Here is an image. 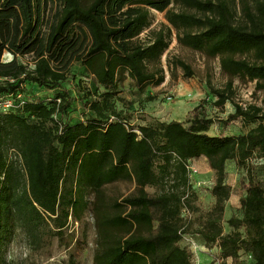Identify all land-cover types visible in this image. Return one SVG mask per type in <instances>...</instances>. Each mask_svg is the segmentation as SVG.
I'll return each instance as SVG.
<instances>
[{"label": "trees", "instance_id": "1", "mask_svg": "<svg viewBox=\"0 0 264 264\" xmlns=\"http://www.w3.org/2000/svg\"><path fill=\"white\" fill-rule=\"evenodd\" d=\"M238 1L240 23L237 0H0V96L16 100L15 108L0 113V264H7L6 248L18 230L37 248L56 237L68 246L71 221L87 212L96 229L94 264H194L181 246L186 234L218 248L224 264H241L243 256L264 264V178L257 180L249 165L264 161V107L235 104L225 124L255 125L238 136L209 135L214 121L207 118L191 120L189 128L179 121L135 127L117 108L128 79L140 93L165 83L162 58L174 36L180 46L220 59L229 82L223 90L210 86L218 107L233 99L235 79L264 90V0ZM150 10L165 13L168 26L143 42ZM6 54L11 61L4 62ZM28 55L32 72L18 61ZM76 64L102 91L85 104L89 120L71 124L68 92L45 100L25 84L59 88ZM175 67L194 76L182 60ZM200 158L215 178L208 211L187 169ZM231 161L248 178L241 184L242 216L226 221ZM261 170L264 177V163ZM119 182L136 189L126 196L109 191Z\"/></svg>", "mask_w": 264, "mask_h": 264}, {"label": "rangeland", "instance_id": "2", "mask_svg": "<svg viewBox=\"0 0 264 264\" xmlns=\"http://www.w3.org/2000/svg\"><path fill=\"white\" fill-rule=\"evenodd\" d=\"M233 6L235 20L242 21V7L238 3ZM174 8V6H171ZM179 10L178 8H174ZM151 28L146 30L140 40H149L152 32L168 26L165 13L150 10ZM248 58V57H246ZM249 59H251L249 57ZM4 62L12 60V57L5 55ZM177 60H182L191 66L194 76L186 77L184 70L175 67ZM20 64L32 72L35 68L34 57L31 55L19 57ZM165 68L166 80L159 87L151 86L144 93L138 92L133 82L128 79L121 86V93L117 99V108L124 111L127 116H131L133 126L150 125L155 122H183L186 127H190V121L196 118L212 119L214 124L211 126L209 135L219 136H238L247 133L251 127L244 126L241 122L225 124L230 114L235 111V104L247 107L248 105H258L264 107V90L256 88V82H243L239 79L233 81L234 97L228 101L224 107L216 105L217 98L210 90V86L215 90L226 88L229 78L222 72L220 59H209L201 53L192 51L178 44L175 36L168 51L162 58ZM2 82V81H1ZM26 88L36 98L53 100L58 93L68 92L72 99V105L66 118L71 124L87 122L91 112L85 107L90 95L101 92L94 80L79 64L71 69L66 82L59 88L47 89L26 82ZM172 98L169 101L168 98ZM10 160L17 161L16 153L10 152ZM264 161L253 159L249 165L253 169V175L257 180H262L263 172L261 166ZM18 166L20 164H17ZM191 165L198 170L197 176L191 178L192 190L199 198L203 210H210L214 204V199L210 192L215 183L214 173L211 171L206 158L192 161ZM20 167V166H19ZM227 183L232 187L233 194L226 206L225 220L232 216L241 217L240 199L245 196L241 190V184L247 181L248 173L246 169L239 168L236 162L231 161L227 165ZM112 191L124 196L133 193L136 184L132 182H119L112 187ZM150 192L156 189L150 188ZM225 232H231L228 224H225ZM188 235V234H187ZM191 236V235H190ZM197 245H204L196 235L191 236ZM64 242L70 243L68 246L61 245V240L48 238L43 248H37L28 239L27 235L18 230L11 244L6 248L5 258L7 264H94L96 229L94 218L91 212H87L81 221L70 223L66 230ZM181 246L186 248L185 242ZM203 255V256H202ZM206 255V256H205ZM207 257V258H206ZM209 257V259H208ZM205 261V262H204ZM194 264H224L217 251L202 252L193 255ZM227 264H233L228 260ZM241 264H251L245 256L242 257Z\"/></svg>", "mask_w": 264, "mask_h": 264}, {"label": "built area", "instance_id": "3", "mask_svg": "<svg viewBox=\"0 0 264 264\" xmlns=\"http://www.w3.org/2000/svg\"><path fill=\"white\" fill-rule=\"evenodd\" d=\"M22 99L21 96L17 97V101H20ZM169 101H172V98H168ZM15 102L16 100L12 98V96L2 97L0 96V113L9 112L13 108H15ZM187 169L189 171V175L192 178L193 176H197L198 170L195 169L191 163L187 166ZM183 215L186 219H191L192 215L190 212L185 209L183 211ZM182 242H185L186 249H188L193 255L202 252H211L214 248H208L206 245H197V243L194 241V239L190 235H184ZM249 260H252V258L249 256Z\"/></svg>", "mask_w": 264, "mask_h": 264}, {"label": "crops", "instance_id": "4", "mask_svg": "<svg viewBox=\"0 0 264 264\" xmlns=\"http://www.w3.org/2000/svg\"><path fill=\"white\" fill-rule=\"evenodd\" d=\"M4 58H5V56H4ZM11 61V60H10ZM213 251H217L218 253H219V249L218 248H214L213 250H211V252H213ZM209 253V252H208ZM203 256V255H202ZM206 256V255H205ZM207 258V257H206ZM208 259H209V257H208ZM205 262V261H204ZM202 264V263H201Z\"/></svg>", "mask_w": 264, "mask_h": 264}]
</instances>
